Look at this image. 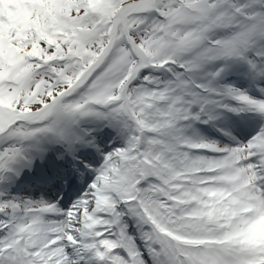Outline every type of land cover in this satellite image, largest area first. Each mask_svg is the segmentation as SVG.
Wrapping results in <instances>:
<instances>
[{
  "label": "snow or ice",
  "instance_id": "snow-or-ice-1",
  "mask_svg": "<svg viewBox=\"0 0 264 264\" xmlns=\"http://www.w3.org/2000/svg\"><path fill=\"white\" fill-rule=\"evenodd\" d=\"M0 264H264V0H0Z\"/></svg>",
  "mask_w": 264,
  "mask_h": 264
}]
</instances>
